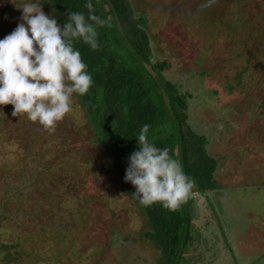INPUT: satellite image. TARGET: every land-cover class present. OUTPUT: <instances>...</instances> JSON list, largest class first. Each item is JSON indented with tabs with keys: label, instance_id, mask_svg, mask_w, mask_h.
Listing matches in <instances>:
<instances>
[{
	"label": "rangeland",
	"instance_id": "rangeland-1",
	"mask_svg": "<svg viewBox=\"0 0 264 264\" xmlns=\"http://www.w3.org/2000/svg\"><path fill=\"white\" fill-rule=\"evenodd\" d=\"M0 0V39L25 3ZM43 11L51 9L38 0ZM215 157L180 264H264V0H129ZM0 106V264H158L161 250L79 98L50 134Z\"/></svg>",
	"mask_w": 264,
	"mask_h": 264
},
{
	"label": "trees",
	"instance_id": "trees-1",
	"mask_svg": "<svg viewBox=\"0 0 264 264\" xmlns=\"http://www.w3.org/2000/svg\"><path fill=\"white\" fill-rule=\"evenodd\" d=\"M51 9L57 23L68 22L69 11L89 15L88 0H42ZM93 14L108 23L97 26V50L82 40L74 47L82 55L93 85L86 95L77 97L94 129L95 140L106 148L119 176L124 180L128 157L139 149L138 135L150 125L148 140L168 148L186 174L194 180L189 199L169 210L160 203L142 206L133 197L136 191L125 182L127 193L146 217L149 230L143 235L159 246L158 264H180L181 253L192 242L191 218L193 193L215 188V157L206 149L205 135L194 131L188 121L187 93L163 75L164 62L153 61L144 16L136 15L129 0H91Z\"/></svg>",
	"mask_w": 264,
	"mask_h": 264
},
{
	"label": "clouds",
	"instance_id": "clouds-1",
	"mask_svg": "<svg viewBox=\"0 0 264 264\" xmlns=\"http://www.w3.org/2000/svg\"><path fill=\"white\" fill-rule=\"evenodd\" d=\"M89 15L69 11L61 27L47 15L41 3H25L21 21L0 39V106L12 105L13 117L27 114L50 134L72 111L73 95H86L93 85L74 41L82 40L97 50V26L108 23L93 14L91 0L85 4ZM202 8L211 7V0ZM150 125L142 126L138 135L139 149L128 157L124 176L136 189L133 197L142 206L160 203L175 210L186 202L194 188V180L185 173L182 163L148 140Z\"/></svg>",
	"mask_w": 264,
	"mask_h": 264
}]
</instances>
